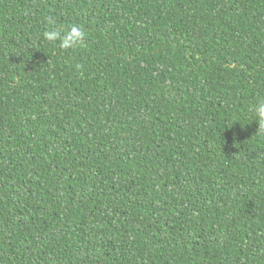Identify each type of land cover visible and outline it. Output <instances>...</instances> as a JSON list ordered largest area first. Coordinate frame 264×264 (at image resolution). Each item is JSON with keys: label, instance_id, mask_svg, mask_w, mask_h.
I'll return each mask as SVG.
<instances>
[{"label": "trees", "instance_id": "trees-1", "mask_svg": "<svg viewBox=\"0 0 264 264\" xmlns=\"http://www.w3.org/2000/svg\"><path fill=\"white\" fill-rule=\"evenodd\" d=\"M261 99L264 0H0V264H264Z\"/></svg>", "mask_w": 264, "mask_h": 264}, {"label": "clouds", "instance_id": "clouds-1", "mask_svg": "<svg viewBox=\"0 0 264 264\" xmlns=\"http://www.w3.org/2000/svg\"><path fill=\"white\" fill-rule=\"evenodd\" d=\"M48 23L52 27L43 33L44 38L52 43L59 42V47L65 51L76 50L85 44L86 32L76 24L69 28L56 27V21L52 18L48 19ZM77 70L83 69V64H78ZM254 112L258 121V132L254 135H264V99H261L258 105L254 106Z\"/></svg>", "mask_w": 264, "mask_h": 264}]
</instances>
